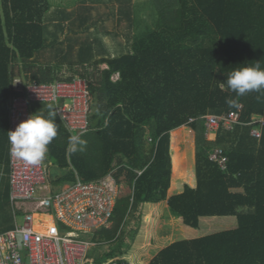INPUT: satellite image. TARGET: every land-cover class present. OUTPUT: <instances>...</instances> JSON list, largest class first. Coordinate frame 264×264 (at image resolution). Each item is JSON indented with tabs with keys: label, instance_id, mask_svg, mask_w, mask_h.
<instances>
[{
	"label": "trees",
	"instance_id": "trees-1",
	"mask_svg": "<svg viewBox=\"0 0 264 264\" xmlns=\"http://www.w3.org/2000/svg\"><path fill=\"white\" fill-rule=\"evenodd\" d=\"M152 2L156 26L134 38L129 53L76 68L32 62L46 46L48 0H0L5 192L10 196L9 112L12 99L24 96L14 81L27 86L82 78L95 105L79 136L86 142L82 151L70 150L72 135L52 104L30 103L31 114L47 115L50 107L56 114L57 136L43 160L47 180L58 189L77 176L95 181L119 167L117 178L125 176L134 192L118 200L112 223L121 226L131 215L139 223L128 249L118 244L103 259L89 253L84 264H264V127L260 139L251 134L254 121L264 119V92L237 97L226 83L243 63L259 61L264 68V0ZM229 99L242 106L239 124L232 131L221 127L210 141L204 117L237 111ZM214 144L224 146L225 171L209 160L220 148ZM93 241L97 248L123 238L112 226Z\"/></svg>",
	"mask_w": 264,
	"mask_h": 264
},
{
	"label": "built area",
	"instance_id": "built-area-1",
	"mask_svg": "<svg viewBox=\"0 0 264 264\" xmlns=\"http://www.w3.org/2000/svg\"><path fill=\"white\" fill-rule=\"evenodd\" d=\"M14 90L24 91V96L12 99L10 131L31 115L30 103L52 104L72 136H80L88 130L91 96L84 79L27 86L16 79ZM241 110L239 106L237 111L223 116H205L206 138H214L221 127L226 131L234 130L239 124ZM253 125L257 127L251 134L260 139L264 119H256ZM209 160L226 170L221 148L212 150ZM118 169L90 182L77 176L75 183L54 189L47 180V166L43 161L39 165H29L11 156L9 183L14 227L0 231V264H84L90 251L97 246L93 237L111 226L117 202L125 194L126 177L118 179ZM136 173L141 175L142 172Z\"/></svg>",
	"mask_w": 264,
	"mask_h": 264
},
{
	"label": "rangeland",
	"instance_id": "rangeland-1",
	"mask_svg": "<svg viewBox=\"0 0 264 264\" xmlns=\"http://www.w3.org/2000/svg\"><path fill=\"white\" fill-rule=\"evenodd\" d=\"M153 0H48L50 10L45 14V48L35 56L33 63H71L76 68L93 64L102 58H116L130 52L133 39L153 30L158 19ZM22 64L16 65V74ZM102 69L106 65H102ZM21 79V78H17ZM91 97V113L95 111ZM205 126V124H204ZM192 137V136H191ZM213 138L210 140L212 141ZM215 145V144H214ZM213 145V147H214ZM224 149V146L217 144ZM2 173V172H1ZM60 175L59 171H53ZM0 179V231L14 227L10 196L5 192L6 173ZM1 177V176H0ZM4 181V182H3ZM123 198H133L134 188L126 179ZM136 214L135 216H138ZM22 222V219H19ZM122 241L102 242L90 251L94 258L104 255L118 244L128 249L134 244L139 228L138 218L129 216L125 224L112 223ZM144 231V230H143ZM120 240V239H119ZM144 241V240H143ZM138 249H143L139 246Z\"/></svg>",
	"mask_w": 264,
	"mask_h": 264
},
{
	"label": "clouds",
	"instance_id": "clouds-1",
	"mask_svg": "<svg viewBox=\"0 0 264 264\" xmlns=\"http://www.w3.org/2000/svg\"><path fill=\"white\" fill-rule=\"evenodd\" d=\"M228 73L227 86L235 92L237 97H242L250 92H264V68L256 61L254 64H241ZM229 107H238L236 100L226 101ZM56 114L50 110L47 115L43 111H37L20 122L14 131H8L10 143V155L23 160L29 165H39L45 158L48 145L57 136ZM85 141L79 136L69 139L70 150L82 151Z\"/></svg>",
	"mask_w": 264,
	"mask_h": 264
}]
</instances>
